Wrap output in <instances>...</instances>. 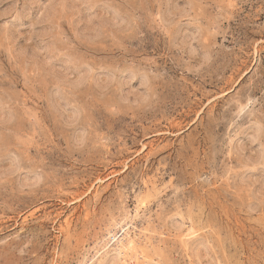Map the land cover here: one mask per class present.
Masks as SVG:
<instances>
[{"label":"rangeland","instance_id":"1","mask_svg":"<svg viewBox=\"0 0 264 264\" xmlns=\"http://www.w3.org/2000/svg\"><path fill=\"white\" fill-rule=\"evenodd\" d=\"M0 264H264V0H0Z\"/></svg>","mask_w":264,"mask_h":264},{"label":"bare ground","instance_id":"2","mask_svg":"<svg viewBox=\"0 0 264 264\" xmlns=\"http://www.w3.org/2000/svg\"><path fill=\"white\" fill-rule=\"evenodd\" d=\"M119 242L117 244V249H118V252L117 254L118 255H122L125 253V247L127 245V232L125 233V231L122 233V235L119 237Z\"/></svg>","mask_w":264,"mask_h":264}]
</instances>
